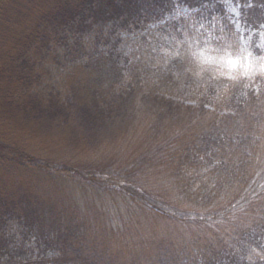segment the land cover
<instances>
[{
    "label": "trees",
    "instance_id": "obj_1",
    "mask_svg": "<svg viewBox=\"0 0 264 264\" xmlns=\"http://www.w3.org/2000/svg\"><path fill=\"white\" fill-rule=\"evenodd\" d=\"M224 1L0 0V264H264V0L245 44Z\"/></svg>",
    "mask_w": 264,
    "mask_h": 264
},
{
    "label": "rangeland",
    "instance_id": "obj_2",
    "mask_svg": "<svg viewBox=\"0 0 264 264\" xmlns=\"http://www.w3.org/2000/svg\"><path fill=\"white\" fill-rule=\"evenodd\" d=\"M225 4V9L226 11L231 14L232 16V22L233 24H235L236 26V32L239 35V39L241 41L242 44L246 43L245 38H250L252 37L253 33H251V35L247 34L246 29H243L241 26V23L239 21V5L233 3L231 0H225L224 1ZM188 12V10L186 8H181L179 7V9L174 11V20L179 17L180 15L186 14ZM161 24V22H160ZM156 23L151 24V26H155ZM127 37V36H126ZM125 37V38H126ZM257 37V36H256ZM259 45L261 47H263L262 49H264V29L260 32L259 34ZM124 48L128 49V52L131 50V46L128 42H125L124 44ZM188 46H190V44H188ZM187 44L185 46H183L182 48L185 51V55H184V60L185 61H189V57L191 58V52L193 51V56L195 58V60H199L201 59V63H207V53L209 52V50H213L212 48H206L207 50H203V49H198V48H193L192 46L188 47ZM211 47V46H210ZM59 53H61V50H59ZM60 56V55H59ZM58 56V58H59ZM189 56V57H188ZM61 63H55L54 61H50L46 64V68L48 70V74L44 76L43 78V82L41 84V87H53L56 89H61L62 87V83H63V78L64 76L68 73L69 71V64H66L64 62V60H61ZM224 60H219L218 63L222 62ZM200 62L198 63V65H202ZM196 67V66H195ZM194 67V68H195ZM196 69V68H195Z\"/></svg>",
    "mask_w": 264,
    "mask_h": 264
}]
</instances>
